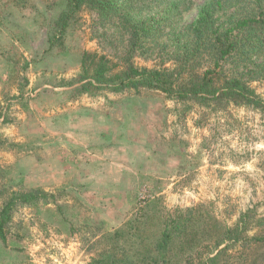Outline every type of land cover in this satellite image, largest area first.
I'll use <instances>...</instances> for the list:
<instances>
[{
	"label": "rangeland",
	"instance_id": "rangeland-1",
	"mask_svg": "<svg viewBox=\"0 0 264 264\" xmlns=\"http://www.w3.org/2000/svg\"><path fill=\"white\" fill-rule=\"evenodd\" d=\"M154 7L147 13L155 15ZM68 10V0H0V206L13 192L51 196L16 206L0 264L137 256L176 215L191 220L185 242L192 249L176 242L172 264H184L188 252L192 264L204 262L226 245L222 264H264V109L187 112L158 91L88 93L83 54L123 65L128 35L84 6L51 47ZM197 14L183 12L174 24ZM170 32L159 39L168 51L136 54L133 63L172 68ZM251 86L264 100V82ZM238 227L241 239L230 240Z\"/></svg>",
	"mask_w": 264,
	"mask_h": 264
},
{
	"label": "trees",
	"instance_id": "trees-1",
	"mask_svg": "<svg viewBox=\"0 0 264 264\" xmlns=\"http://www.w3.org/2000/svg\"><path fill=\"white\" fill-rule=\"evenodd\" d=\"M68 1L70 10L60 16L59 36L50 39L51 47L65 35L72 14L84 6L96 10L104 20L116 22L120 33L128 35L123 65L114 64L105 55L83 54L80 80L88 93L158 91L178 102L187 112L192 111L195 105L215 110L230 105L264 109V100L251 86L256 81L264 82V0H203L199 5L197 0ZM149 4L155 6V15L147 13ZM133 7L145 11L146 18L132 14ZM194 8L198 14L193 21L182 27L175 26L174 17ZM166 28H171L168 34L170 41L166 40L170 45L167 46L174 48L166 61H172L173 67H137L133 63L136 54H154V48L161 53L168 51L164 44L159 47V39L165 36ZM160 57L165 59L166 56L160 54ZM50 197L41 189L13 192L0 206V239L7 243L17 205L33 206L41 201L48 202ZM190 221L184 215L169 216L163 221V229L153 248L132 257L104 254L93 264H172L175 243L187 245ZM239 229L230 240L241 239ZM228 232L231 234L232 231ZM121 233V230L116 231V235ZM226 239L224 237L223 241ZM222 244L224 242H219L215 249ZM228 248L226 245L198 264H222L223 254ZM186 249L191 251L192 246ZM193 259L188 252L184 264L190 261L192 264Z\"/></svg>",
	"mask_w": 264,
	"mask_h": 264
}]
</instances>
